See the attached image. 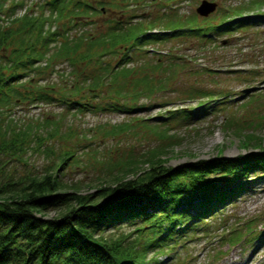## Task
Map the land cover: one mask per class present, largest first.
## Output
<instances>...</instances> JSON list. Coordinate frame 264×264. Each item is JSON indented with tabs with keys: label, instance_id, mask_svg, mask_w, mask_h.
I'll list each match as a JSON object with an SVG mask.
<instances>
[{
	"label": "rangeland",
	"instance_id": "374dc122",
	"mask_svg": "<svg viewBox=\"0 0 264 264\" xmlns=\"http://www.w3.org/2000/svg\"><path fill=\"white\" fill-rule=\"evenodd\" d=\"M17 1L24 5L16 10L17 17L26 10L30 17L43 11L39 6L44 0ZM99 1L102 11L80 14L79 24L69 32L72 33L70 36L79 34L77 37L82 42L77 52H73L76 62L72 64L68 57L52 61L53 71L51 66L46 67L44 60L38 62L44 71L36 75L33 84L68 93L75 89L72 84L76 79L85 81L87 76L90 80L86 84L91 83V77L102 67V62L117 65L121 47L126 45L125 39L115 45L116 53L97 44L93 48V59H81L80 54L86 53L89 41L95 40L98 33L109 30V23H114L111 20L119 19L121 14H124L121 18L125 22L130 21L128 25L133 38L138 34L170 30L161 27L153 30L148 26L156 15L174 7L182 13H195L198 18L194 23L199 21L202 26L222 21L224 15L231 20L252 15L254 20L245 23L238 20L234 27L225 31L209 29L212 32L203 37L183 32L181 35L166 34L163 40L152 42L153 36H143L142 39L150 41L142 46L147 51L143 48L133 50L134 60L127 63L132 70L124 80L114 77L102 81L98 91H91L85 84L86 90L82 91L83 96L106 103L108 100L102 95H111L112 90L124 85L123 90L129 93L124 99H133L132 104L138 107L130 112L115 109L81 112L68 110L64 103L54 100L50 103L18 100L2 123L16 130L31 126V130L23 142L5 143L1 148L4 150L0 152V181L22 180L30 174L50 170L60 156L70 151L75 154L60 169V178L69 187L80 186L82 192L92 191L102 178L110 180L131 158L144 159L160 153L166 156V164L177 165L217 154L239 157L250 152H263L264 17L255 14L264 16V0H210L215 7L206 16L196 13L202 0ZM91 4L96 5V2ZM105 14L111 16L109 21L103 18ZM162 19L166 22V17ZM29 20H25V24ZM139 22L143 27L139 25L137 29L135 25ZM51 28L55 30V26ZM121 28L114 33L123 38L128 29ZM28 36L32 40L36 37L34 32ZM100 50L104 53L97 52ZM159 58L163 60L161 63ZM156 60L159 66H155ZM151 64L154 69L149 68ZM146 73L156 83L162 78L161 84L152 88V94L140 93L141 98L139 93L132 96V91L141 85H136L137 78ZM110 83L113 88L108 86ZM199 107L207 113L202 115L201 111H195ZM177 108L192 109L191 122L182 120L181 113L173 111ZM246 134L253 135V141L248 145L243 143ZM260 142L262 146L258 147ZM57 212V208H50L46 215ZM207 226L205 231L191 235L188 241L179 239L156 258L163 260V264H264V240L255 242L258 231H264V177L249 192L215 215ZM132 230V226L124 225L106 233L125 235Z\"/></svg>",
	"mask_w": 264,
	"mask_h": 264
},
{
	"label": "trees",
	"instance_id": "16d2710c",
	"mask_svg": "<svg viewBox=\"0 0 264 264\" xmlns=\"http://www.w3.org/2000/svg\"><path fill=\"white\" fill-rule=\"evenodd\" d=\"M91 2L44 0L39 6L42 13L30 17L29 10H26L17 17L15 12L19 6H24L23 3L0 0V152L4 150L1 148L5 143L23 142L31 130V126L16 130L2 123L18 100L48 103L54 100L64 103L68 110L81 112L90 109L130 112L138 107L132 104L133 99H124L129 96L128 91L122 88L124 85L112 90L111 95H102L107 98L106 103L83 96L82 91L86 90V85L91 91H98V85L110 78L124 80L132 70L127 63L134 60L133 50L143 48L147 51L142 46L150 41L142 39L143 36H153L152 42L163 40L166 34L181 35L183 32L203 37L209 34L207 28L229 30L231 23L222 21L202 26L199 21L194 23L198 18L195 13H182L174 7L172 13L156 15L148 26V29L161 27L170 30L138 34L133 38L128 25L130 21L113 19L114 23H109L111 28L98 33L95 40L91 39L88 51L81 53L80 57L93 59V48L97 44L103 45L108 52L115 50L116 53L115 45L125 39L126 45L121 47L117 65L102 62L100 72L91 77V83L86 84L90 80L87 76L85 81L76 79L72 84L75 89L68 93L33 84L36 75L44 71L38 62H47L46 67L51 66V71L54 70L52 61L68 57L72 64L76 62L73 54L82 42L77 37L79 34L70 36L72 33L69 32L79 24L80 14L102 10L99 0L95 1L96 6ZM162 17H166V22ZM110 18L107 17V21ZM250 19L244 18L242 22ZM25 20L30 22L25 24ZM141 24L136 23V28ZM52 25L55 30H52ZM121 26L128 29L123 38L114 33L121 30ZM44 28L46 30L42 31ZM32 32L36 36L33 40L28 36ZM97 52L104 53L101 50ZM159 60L160 63L163 61ZM155 62V66L160 65L158 60ZM155 66L151 64L149 68L154 69ZM161 69L167 70L166 67ZM148 73L137 78L136 85H141L132 91V96L136 93L149 95L153 87L161 84L162 78L156 83L155 79H149ZM108 86L113 88L112 83ZM141 94L140 98L143 97ZM202 109L199 107L195 111H201L202 115L207 113ZM173 111L181 113L182 120L193 118L192 109L177 108ZM243 137L245 145L253 141L251 134ZM74 154L70 151L60 156L50 170L42 173L30 174L22 180L0 181V264H163V260L156 258L158 254L179 239L184 241L205 231L215 215L249 192L264 177V149L263 152H250L239 157L217 154L177 165L166 164V156L154 153L144 159H129L110 180L102 178L92 191L82 192L80 186L69 187L60 178V169ZM50 208H57V214L46 215ZM124 225L132 226L133 230L125 235L106 233ZM131 234L135 236L130 237ZM263 240L264 231H259L255 242Z\"/></svg>",
	"mask_w": 264,
	"mask_h": 264
},
{
	"label": "water",
	"instance_id": "95a60500",
	"mask_svg": "<svg viewBox=\"0 0 264 264\" xmlns=\"http://www.w3.org/2000/svg\"><path fill=\"white\" fill-rule=\"evenodd\" d=\"M215 3L210 0H202L200 5L196 8L197 11L202 15H208L209 11L214 10Z\"/></svg>",
	"mask_w": 264,
	"mask_h": 264
},
{
	"label": "bare ground",
	"instance_id": "6f19581e",
	"mask_svg": "<svg viewBox=\"0 0 264 264\" xmlns=\"http://www.w3.org/2000/svg\"><path fill=\"white\" fill-rule=\"evenodd\" d=\"M171 10L169 11V12H167V14L168 13H172L173 11H174V9L173 8H170ZM131 17H134L133 15H130ZM134 19V18H133Z\"/></svg>",
	"mask_w": 264,
	"mask_h": 264
},
{
	"label": "flooded vegetation",
	"instance_id": "af4514ba",
	"mask_svg": "<svg viewBox=\"0 0 264 264\" xmlns=\"http://www.w3.org/2000/svg\"><path fill=\"white\" fill-rule=\"evenodd\" d=\"M104 18V17H103Z\"/></svg>",
	"mask_w": 264,
	"mask_h": 264
}]
</instances>
